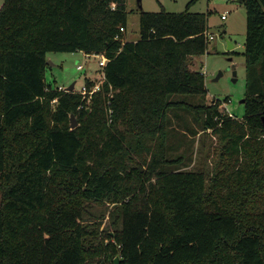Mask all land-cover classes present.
I'll use <instances>...</instances> for the list:
<instances>
[{"label":"trees","instance_id":"trees-1","mask_svg":"<svg viewBox=\"0 0 264 264\" xmlns=\"http://www.w3.org/2000/svg\"><path fill=\"white\" fill-rule=\"evenodd\" d=\"M193 1L141 11L140 38L125 40L128 0H4L0 264H264V0H244L241 118L216 98L171 99L207 94L189 59L208 49V13ZM59 51L109 59L88 107L47 81ZM178 108L217 136L213 170L169 156Z\"/></svg>","mask_w":264,"mask_h":264},{"label":"rangeland","instance_id":"rangeland-1","mask_svg":"<svg viewBox=\"0 0 264 264\" xmlns=\"http://www.w3.org/2000/svg\"><path fill=\"white\" fill-rule=\"evenodd\" d=\"M191 0H128L127 38H140L141 11H183ZM4 0H0V8ZM191 11L208 13V33L214 38L209 40L206 52L191 56L190 67L205 74L207 94L174 93L171 99L191 104H205L214 98L221 100L220 108L224 112H233L241 118L245 113L246 96V62L244 56L246 38V8L244 0H194L190 3ZM227 12V18L222 14ZM233 44L229 48V42ZM50 64L46 70L47 81L53 86L66 88L76 82L79 89L88 78L101 77L99 66L100 56H86L83 51L50 52ZM84 67L79 69L78 65ZM236 72V73H234ZM228 98V100H226ZM172 118L171 158L183 156L184 169H214L219 158L217 152L219 140L211 133L204 131L195 119V114L186 109L178 108L170 111ZM77 120V119H76ZM197 131L194 133V131ZM1 200V192H0ZM111 207V205H108ZM100 212H107V205L98 206ZM107 223L105 219L103 226Z\"/></svg>","mask_w":264,"mask_h":264},{"label":"built area","instance_id":"built-area-1","mask_svg":"<svg viewBox=\"0 0 264 264\" xmlns=\"http://www.w3.org/2000/svg\"><path fill=\"white\" fill-rule=\"evenodd\" d=\"M222 18L225 19L227 17V12L223 13L222 15ZM208 37H209V40L210 39H213L214 36L209 34L208 33ZM84 54L86 56H91V55H96V56H100V60H99V66L101 68V70L104 68V66L107 64L108 62V58L104 55V54H98V53H88V52H85L83 51ZM84 66L82 64H79L78 65V68L81 69L83 68ZM93 80H95V83L92 84V85H88L87 81L79 88L77 89L76 87L74 88V90L72 91H75V92H79L83 95V99L86 100V104H83L82 106H86L88 107V104L90 103L91 101V98L94 94V92L100 90L101 86H102V83L103 81L105 80V74L104 72L101 71V77L99 78H94ZM60 89L62 90H66V91H70V90H67V87L66 88H61L59 87ZM57 99L54 100V102L56 101ZM111 111V110H110ZM229 115L231 116H235L233 112H230L228 111Z\"/></svg>","mask_w":264,"mask_h":264},{"label":"water","instance_id":"water-1","mask_svg":"<svg viewBox=\"0 0 264 264\" xmlns=\"http://www.w3.org/2000/svg\"><path fill=\"white\" fill-rule=\"evenodd\" d=\"M138 1H139V3H141L142 0H138ZM228 42H229L228 47L232 48L233 44L230 41H228ZM234 73H236V72H234ZM75 84H76V82L71 83L69 86H67V90H70V91L74 90ZM77 125H78V122L76 120V117L74 115H72L71 116V126H72V128H75ZM115 264H119V258L118 257L115 258Z\"/></svg>","mask_w":264,"mask_h":264},{"label":"crops","instance_id":"crops-1","mask_svg":"<svg viewBox=\"0 0 264 264\" xmlns=\"http://www.w3.org/2000/svg\"><path fill=\"white\" fill-rule=\"evenodd\" d=\"M225 12H226V11H225ZM225 12H224V13H225ZM226 18H227V17H226ZM226 18H225V19H226ZM125 40H131V39H128V38H127V34H126ZM134 40H137V39H134Z\"/></svg>","mask_w":264,"mask_h":264}]
</instances>
